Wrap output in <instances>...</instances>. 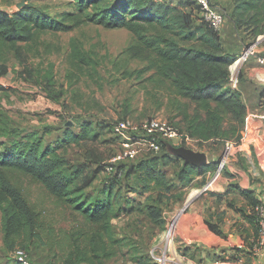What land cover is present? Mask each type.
Returning a JSON list of instances; mask_svg holds the SVG:
<instances>
[{"label": "trees", "instance_id": "obj_1", "mask_svg": "<svg viewBox=\"0 0 264 264\" xmlns=\"http://www.w3.org/2000/svg\"><path fill=\"white\" fill-rule=\"evenodd\" d=\"M71 2L73 11L59 16H52L31 3L12 15L0 10V77L8 73L7 56L16 52L18 44L34 41L41 34L69 31L88 23L125 28L136 39V46L130 49L134 52L133 56L150 61L149 68L155 70L154 75L159 82L168 84L171 96L180 100L179 111L191 138L224 144L228 140L242 138L247 104L241 89H232L229 81L230 66L238 57L226 51L221 30L216 31L204 19L196 18L195 6L174 5L169 0ZM231 17L237 29L253 40L264 35V0H235ZM240 79H243L242 72ZM6 90L0 83V94ZM182 99L192 103V113L190 104ZM9 130V123L0 119V136H4L0 140V221L6 245L14 249L20 244L28 251L31 245L23 242L26 234L40 240L46 231L52 234L41 212L28 198L22 183L23 179H27L29 183L44 188L57 203L70 207L75 215L95 227L90 233L81 231L70 234L62 242L52 241V245L68 250L67 257L55 264L93 263L94 256L102 252L101 244L107 237L113 238L109 234L111 222L123 211V203L117 201L114 182L105 184L101 194L92 196L85 193L102 168L105 170L107 163H104L102 155L89 148L87 154L94 165L87 160L72 163L68 151L73 144L84 146L95 143L98 135L93 133L91 124L86 121L79 133L66 129L64 138L56 143H46L39 131L14 134ZM167 143L155 155L141 157L127 166L125 172L131 190L148 194L146 201L139 204L142 215L163 227L162 203L177 183L188 187L198 176L204 178L217 167L215 161L201 167L186 164L182 158L169 154ZM172 164L178 168L176 181L169 179L166 172ZM116 168V172L111 174L118 180L124 170L121 163ZM258 204V201L254 203L253 210ZM125 206L132 211L141 208L132 206L130 201ZM253 215L257 223V239L260 224L254 212ZM50 258L48 264L53 263L55 254L50 253ZM150 258L158 264L151 254Z\"/></svg>", "mask_w": 264, "mask_h": 264}, {"label": "rangeland", "instance_id": "obj_2", "mask_svg": "<svg viewBox=\"0 0 264 264\" xmlns=\"http://www.w3.org/2000/svg\"><path fill=\"white\" fill-rule=\"evenodd\" d=\"M169 1L174 2V5L195 6L196 18L203 19L196 0ZM28 3L52 16L73 11L71 0H0V10L12 15ZM224 5L230 9L234 7L235 0H226ZM240 36L245 45H256V55L264 56V43H261L264 35L259 42L241 31ZM135 46L136 39L129 30L108 28L94 23L83 24L69 31L47 32L34 41L19 43L16 52L7 56L8 73L0 77L7 88L0 94V119L9 123V132L14 134L39 131L45 137L46 143H56L64 138L66 129L79 133L86 121L91 124L98 139L90 145L73 144L68 151V157L72 163L85 160L92 163L87 154V149L91 148V151L102 155L105 158L104 163H107L123 149L125 141L124 136L115 134V123L123 119L142 121L152 117L159 118L172 124L181 134L176 141L167 143V151L172 157L178 158L179 150L188 148L205 154L208 161H215L218 166L225 150L224 143L185 139L189 135L179 111L180 100L171 96L168 84L159 82V78L154 75L155 70L149 68L150 61L133 56L134 52L130 49ZM253 57L255 56L251 58ZM251 58L243 66V79ZM258 89L255 90L258 93L257 98L250 102V106L264 104V86ZM182 101L190 104L192 113V103L187 99ZM3 137L0 136V140ZM155 154L151 152L122 162L124 171L118 180L102 168L92 185L85 190L86 194L95 196L101 194L105 184L114 182L117 201L123 203V211L111 222L109 234L113 238L105 239L101 244L102 252L94 256L91 264H154L150 258L154 244L159 243L169 232L172 233L175 243L177 231L189 213L197 212L201 216L203 209L209 204H216L217 212L223 207L222 203H216L207 194L215 191L226 174H222L210 190L203 192L204 185L211 178L209 175L188 187L177 183V187L162 203L164 227L142 215L139 204L146 201L148 194L142 195L141 191L131 190L128 179L125 178L126 167L136 163L141 157ZM177 170L174 164L166 168L169 179L176 181ZM22 183L28 198L36 205L52 231L51 235L47 231L43 233L42 240L26 234L23 242L31 245L27 249L33 264H48L50 253L55 254L53 263L50 264L58 263L60 259L62 262L67 257L68 250L65 251L56 244L52 245L51 242H62L70 234L81 231L90 233L95 227L75 215L70 207L57 203L41 186L31 184L27 179H23ZM200 193L203 195L199 202L183 211L189 197ZM127 201L132 206L141 208L132 211L125 206ZM198 220L202 222L201 217ZM49 244L52 245L51 249ZM175 246L185 258L198 264L205 261L202 247H180L176 243ZM244 247L249 255L258 257L254 244ZM19 248L25 249L20 244L14 249L6 245L0 221V264H21L15 253ZM110 254L112 257H108ZM79 264L88 263L81 261Z\"/></svg>", "mask_w": 264, "mask_h": 264}, {"label": "crops", "instance_id": "obj_3", "mask_svg": "<svg viewBox=\"0 0 264 264\" xmlns=\"http://www.w3.org/2000/svg\"><path fill=\"white\" fill-rule=\"evenodd\" d=\"M224 1L226 0H213L227 15L221 32L222 41L226 51L239 58L250 45L244 44L231 17L234 7L228 9ZM259 57L264 56L250 57L245 78L241 81L242 96L247 104L246 122L250 125L253 136V155L240 153L239 159L225 168L223 175H226L221 184L215 191L207 194L216 203L223 204L220 211H216L215 203L206 205L201 216L197 212L189 213L177 231L175 243L178 246L202 247L205 253L203 264H264L263 259L249 255L244 247L254 244L257 236L253 205L258 201L264 206V104L250 106V102L257 98L255 90L264 86V65L259 62ZM209 163L211 161L207 159V164ZM209 175L210 171L205 177ZM201 178L203 176H198L195 182ZM202 195L203 193L190 196L188 202H192L189 207L199 202ZM199 217L202 222L197 221Z\"/></svg>", "mask_w": 264, "mask_h": 264}, {"label": "built area", "instance_id": "obj_4", "mask_svg": "<svg viewBox=\"0 0 264 264\" xmlns=\"http://www.w3.org/2000/svg\"><path fill=\"white\" fill-rule=\"evenodd\" d=\"M196 2L203 19L212 29L220 31L227 17L224 10L215 5L213 0H196ZM260 40L261 37L258 38V42ZM256 52V45L249 46L246 48L243 55H241L230 66L229 81L232 89L240 90V75L243 70V66L246 62H248L250 57L256 56ZM259 62L264 65V57H259ZM0 83L4 85L2 78H0ZM113 130L116 135L124 136L125 141L123 143V149L117 153L112 160L107 162L105 171L108 174L115 173L118 164L124 161L134 160L151 152L158 153L162 150L164 143L176 141L181 137V134L172 124L154 117L142 121L123 119L114 124ZM250 130L251 127L248 125V122H246V126L240 140H228L225 142L223 156L221 157L217 168L211 172V178L204 185L203 192L210 190L216 184L225 171V168L232 161L239 159L240 153H246L248 156L253 155V136ZM127 134H131L132 136L129 137ZM185 139L188 141H195L190 136H186ZM262 155L264 157V152ZM120 175L121 173H119V176ZM253 212L257 215L260 224L259 235L254 243V251L259 258L263 259L264 206L261 204L256 205ZM15 253L21 264H33L27 250L19 248L15 251ZM150 254L153 260L158 264H198L195 261L185 258L178 252L175 248L174 237L171 232L167 233L159 243L154 244Z\"/></svg>", "mask_w": 264, "mask_h": 264}, {"label": "water", "instance_id": "obj_5", "mask_svg": "<svg viewBox=\"0 0 264 264\" xmlns=\"http://www.w3.org/2000/svg\"><path fill=\"white\" fill-rule=\"evenodd\" d=\"M179 157L182 158L186 164H190L196 167H201L207 164V156L205 154L195 152L188 148H181L179 150ZM191 202L192 200L186 204V207L183 209V211H185L190 206Z\"/></svg>", "mask_w": 264, "mask_h": 264}, {"label": "bare ground", "instance_id": "obj_6", "mask_svg": "<svg viewBox=\"0 0 264 264\" xmlns=\"http://www.w3.org/2000/svg\"><path fill=\"white\" fill-rule=\"evenodd\" d=\"M193 194V193H192ZM192 196V195H191ZM194 196V195H193Z\"/></svg>", "mask_w": 264, "mask_h": 264}]
</instances>
